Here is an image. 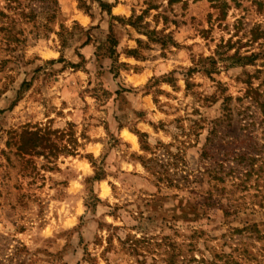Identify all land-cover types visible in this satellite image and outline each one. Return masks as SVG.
<instances>
[{
	"label": "rangeland",
	"instance_id": "rangeland-1",
	"mask_svg": "<svg viewBox=\"0 0 264 264\" xmlns=\"http://www.w3.org/2000/svg\"><path fill=\"white\" fill-rule=\"evenodd\" d=\"M222 1L0 0V264H264V0Z\"/></svg>",
	"mask_w": 264,
	"mask_h": 264
},
{
	"label": "trees",
	"instance_id": "trees-1",
	"mask_svg": "<svg viewBox=\"0 0 264 264\" xmlns=\"http://www.w3.org/2000/svg\"><path fill=\"white\" fill-rule=\"evenodd\" d=\"M213 1H215V5H216L217 7H221V8H220L221 11H224L225 8H222V5H221V4H223V3H225V2H223L222 0H213Z\"/></svg>",
	"mask_w": 264,
	"mask_h": 264
},
{
	"label": "bare ground",
	"instance_id": "bare-ground-1",
	"mask_svg": "<svg viewBox=\"0 0 264 264\" xmlns=\"http://www.w3.org/2000/svg\"><path fill=\"white\" fill-rule=\"evenodd\" d=\"M125 133V132H124ZM128 132H126V134H127ZM130 134H132V133H130ZM127 136H129L128 134H127ZM135 136V135H134Z\"/></svg>",
	"mask_w": 264,
	"mask_h": 264
}]
</instances>
